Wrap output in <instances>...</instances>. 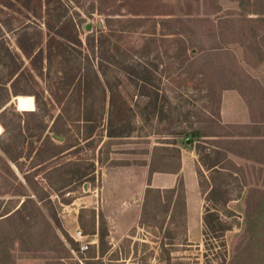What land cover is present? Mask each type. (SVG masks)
<instances>
[{
  "label": "rangeland",
  "instance_id": "374dc122",
  "mask_svg": "<svg viewBox=\"0 0 264 264\" xmlns=\"http://www.w3.org/2000/svg\"><path fill=\"white\" fill-rule=\"evenodd\" d=\"M47 8L51 14L84 20L78 28L81 44L75 41L73 29L63 30L74 42H63L64 53L71 59L66 66L71 65L70 74H76L72 79L57 73L61 64L55 56L49 68L43 60V75L34 76V81L27 71L29 60L17 47L24 27L32 40L37 39L44 17L35 14L44 16ZM259 10L256 0H0V264H83L88 255H96L101 261L96 264H241L230 263L244 225L248 186L240 177L222 184L227 192L217 191V201L227 196L230 200L218 207L228 229L216 237L203 233L205 208L213 206L208 172L196 164L199 185L188 223L182 214L184 186L177 193L148 191V168L151 158L162 167L170 166L161 165L163 159L174 165L186 156L189 134L223 132L214 124H223L224 93L226 108L232 100L229 95L237 94L240 104L258 112L256 119L263 118L264 62H257L255 43L249 37L250 25L258 30L263 26L218 22L228 42L210 44L200 34L190 38L194 22L184 21L194 16L217 21L250 17ZM92 33L96 39L91 47L85 37ZM59 40L51 41L54 51L59 50ZM260 44L264 47V39ZM7 50L23 58L24 69L13 87L12 79L7 81L13 59ZM91 65L104 69V100L96 94L95 79L87 71ZM110 90L115 92L113 103ZM33 92L41 97L40 113L32 114L36 109ZM61 104L72 109L67 132L72 147L62 153L61 161L72 160L83 167L93 164L80 180H76V164L56 172L33 173L35 167L31 168L32 156L43 148L42 122L51 123ZM101 109L102 121L92 134L98 137L101 132L103 140L110 139L103 165L98 161L103 140L86 139L89 130L83 120ZM110 118L115 127L118 121L126 123L129 136L108 138L105 129ZM198 139L193 136L190 143L206 152L207 145ZM8 149L10 154L21 152V170L8 159ZM242 175L254 196L264 192V170L247 168ZM100 225L107 232L101 257L97 256L98 234L92 233ZM76 227L86 233L89 247L84 252L72 237Z\"/></svg>",
  "mask_w": 264,
  "mask_h": 264
},
{
  "label": "trees",
  "instance_id": "16d2710c",
  "mask_svg": "<svg viewBox=\"0 0 264 264\" xmlns=\"http://www.w3.org/2000/svg\"><path fill=\"white\" fill-rule=\"evenodd\" d=\"M258 2V5L260 6L261 10L256 12V16H250V17H239V18H231V17H220L219 21L213 20L210 18H198V16H194L192 18H185L184 21L193 23L195 27L194 29L188 33L189 37H195L194 35L200 34L204 37V39H207L210 41V44H213V41H226L223 37V29H220L218 27V22H225L227 24L232 23H248V24H260L263 26L262 30H258L256 27H253L250 25V39L254 40L255 46V52L257 54V62L260 64L264 62V48L260 43L261 40L264 39V0H256ZM35 16L42 18L44 17L43 26H39L37 29V39L32 40L31 36L27 35V28L24 27L22 29V34H20L17 37V47L21 51V53L29 60V68L28 73L31 75V77L34 80V76L42 77L43 75V60H46L48 62V68L49 64L53 57H57L59 59V62L61 66L57 69V73H59L62 77H69L73 78L76 76V74L71 75V65L66 66V63H70L71 59L68 58L67 54L64 53L63 45L67 42H73L70 40V38H67L63 34V30L66 28L73 29L74 31V39L78 44H81V40L78 37V28L82 22H84L83 18L76 19L73 15H67L66 13H58V14H51L49 9L47 8L46 12L44 13V16L42 14H35ZM171 21V20H170ZM188 23V24H189ZM195 23H200L199 25ZM203 23H206V26H203ZM203 28L198 29L197 27ZM44 27V28H43ZM203 29V30H202ZM101 33V32H100ZM1 36V35H0ZM101 36V34H100ZM58 37L60 40L58 41V48L59 50L54 51L51 41L55 40V38ZM96 39V36L94 33L88 34L85 37V40L87 41V45L92 47V44L94 43ZM64 42V43H63ZM74 43V42H73ZM44 46V47H43ZM195 46V43H194ZM62 47V51H60ZM214 47V46H212ZM57 52V53H54ZM8 55H10L12 59V65L8 64V75L7 81L9 82L11 79V86L13 87L14 80L19 76V73L23 71L24 68H22L23 64V58L15 51L11 53L7 50ZM76 69V67H75ZM80 69H84L81 67ZM87 71L91 72L93 75V79L95 82V86L97 87L96 94L101 95L102 100L105 99L106 93H105V87L103 85L102 79L104 75V69L101 67V65L97 66L96 69H94L91 65L90 70L87 69ZM86 71V75H88ZM83 72H85L83 70ZM82 73V72H80ZM16 75V76H15ZM80 75V74H78ZM90 76V75H89ZM36 81V80H34ZM14 93L15 90H14ZM31 95L34 96V104L36 106V109L32 111V114L40 113L43 111V103L41 100V97L37 93H31ZM114 95L115 92L113 90H110L109 94V100L113 103L114 101ZM57 102L61 103L60 99H56ZM36 111V112H35ZM102 112L103 109L97 110L95 114L92 116H87L83 120L86 121V124L88 126L89 134L86 136V139L89 138L92 141L94 138L97 139L98 142H101L103 140V134L100 132L98 133V137L96 135L92 134L93 128L95 125L100 123L102 121ZM112 110L109 111L111 114ZM72 109L69 108V106L65 104H61L58 112L55 115H51V118L53 117L51 123L47 120H43L42 126H41V133L43 135V148L40 149L36 156H32L33 165L31 168H34L33 173H36L38 171H50V172H56L59 171L61 168L76 164L77 166V179L80 180L81 178L85 177L88 172L86 170L88 168L93 167V164H91L89 167H83L82 163H74L75 161L72 160H66L61 161L64 154H62L65 150L72 147V144L69 145V136H68V128L70 129L69 121H72ZM111 117V116H110ZM216 121V120H215ZM123 122L118 121L117 126L112 124V120L110 118L109 124L107 125V128L105 129L106 136L108 138H115V137H124L129 136V131L126 130V123L123 125ZM212 123H215L212 121ZM214 128L217 126L218 128L223 129V132H216L212 134H189V138L193 140V136L198 137L199 143L207 145L204 150L206 152L202 153V150L199 149V145H193L196 153L198 154V159L200 164L202 165V168L208 172L209 175H207L208 178V184L209 187V194H210V201L212 202L213 206L205 208L204 214H203V224H204V235H207L208 232L213 233L216 237H220L223 235V232L227 230L224 222H222L219 214V208L220 206H224L229 200V196L225 197L221 201H217L216 194L217 191L220 190L223 194L226 189H221V186L224 182H227L229 178H233L234 180H237L239 177L241 179V182L244 186H248L246 188V196H245V205L243 208V228L242 232L240 234V242L237 244L236 247V254H234V260L232 259L230 263L232 262H238V263H254V264H264V192H258V196H254L252 194L250 189V183H246L245 179L243 178V170L230 165V167H226L225 164L229 163L228 153H232L236 156H242L246 155V153H249L247 151H260L264 147V140L259 139L255 140L253 142V145L246 143L245 141L241 140H235L236 138L233 137H243L244 132L236 129L237 126L233 125H224L220 124L219 122L217 124H214ZM213 127V126H210ZM51 133V134H48ZM59 135L61 136V139H54L53 135ZM251 134L255 136H263L264 134H261L260 131L254 130L251 131ZM203 136H210L211 138H203L200 139ZM188 138V137H186ZM69 140V141H68ZM110 139L103 140L100 146V158L98 159L99 163L102 165L105 163L107 159V153L104 152V149L106 148V143ZM65 143V144H64ZM186 143V142H185ZM173 144H176V142H173ZM10 145V142L8 143V146ZM188 146H192V143L188 144ZM163 146V149H166ZM174 149L180 154V148L177 146H172ZM104 152V153H103ZM103 155V156H102ZM19 157H21V152H18L16 154H10L8 149V159L14 163V165L21 170L20 162L18 161ZM61 161V162H60ZM260 161V160H258ZM161 165H170V166H157L155 165V160L151 158L148 168V176H151V174L155 171L160 172H175L178 170L180 161L176 164H166L167 162L164 161V159L160 162ZM169 163V162H168ZM233 169L236 170L238 173V176L233 175ZM262 170V169H260ZM32 173V174H33ZM198 173L201 175V170L198 169ZM26 177V182L31 186L30 179L27 178V174H24ZM51 183V182H50ZM34 186L32 185V188ZM51 187V186H50ZM254 187V185H252ZM183 188V182L180 179L175 187L170 188L171 193H177L179 189L182 190ZM148 191L154 190L155 192H160L158 188H147ZM51 190L53 188L51 187ZM50 191H47V195ZM39 200L44 201V197L38 196ZM50 201V198H48ZM179 203L176 200L173 203ZM220 205V206H219ZM182 214L185 215V202H183V210ZM56 220V219H55ZM57 221V220H56ZM46 224H49V222L46 220ZM50 225V224H49ZM93 234H98V246L100 255L97 256H103L106 252V236L107 232L104 227H101V225L98 227V230L96 232V229L92 232ZM86 234V233H84ZM96 255H88L87 260L83 264H96L101 263L99 259L95 258Z\"/></svg>",
  "mask_w": 264,
  "mask_h": 264
},
{
  "label": "crops",
  "instance_id": "0c3cea01",
  "mask_svg": "<svg viewBox=\"0 0 264 264\" xmlns=\"http://www.w3.org/2000/svg\"><path fill=\"white\" fill-rule=\"evenodd\" d=\"M232 100L229 105V108H226L228 105H225V93L223 95V104L220 109V115L223 120L222 123L224 125H233L237 126L236 129L243 131V137L237 136L235 140L245 141L248 144L253 145L255 140L263 139V136H255L251 134V131L258 130L261 134H264V114L263 118L256 119L258 116V112H252L250 108H248L247 104H240L242 101L237 94L229 95ZM238 116V117H237ZM187 149L186 156L183 154L181 158H179L180 165L177 171L175 172H160L155 171L151 174L150 182L148 183L147 188H158V189H170L176 186L178 181L181 179L183 182L184 190L186 193L185 197V212L186 219L189 223L191 221V213L194 210L195 203V194L198 192L199 180L196 173V164L197 167L202 165L199 162L198 158H193V156H198L194 147L190 146ZM246 155L236 156L232 153H228L229 163L225 164L226 167H230V165L235 166L241 170H247V168L256 170H264V147L260 151H247ZM182 152H180L181 154ZM195 156V157H196ZM260 160V161H258ZM233 175L238 176L236 170L233 169ZM243 173V172H242ZM77 228V227H76ZM75 228V229H76Z\"/></svg>",
  "mask_w": 264,
  "mask_h": 264
},
{
  "label": "built area",
  "instance_id": "2783aa9c",
  "mask_svg": "<svg viewBox=\"0 0 264 264\" xmlns=\"http://www.w3.org/2000/svg\"><path fill=\"white\" fill-rule=\"evenodd\" d=\"M72 237L78 242L80 252H84L88 249L89 243L85 240L86 236L82 233L79 227L74 230Z\"/></svg>",
  "mask_w": 264,
  "mask_h": 264
},
{
  "label": "water",
  "instance_id": "95a60500",
  "mask_svg": "<svg viewBox=\"0 0 264 264\" xmlns=\"http://www.w3.org/2000/svg\"><path fill=\"white\" fill-rule=\"evenodd\" d=\"M88 28H89V25L87 24V25H86V29H88ZM54 137L57 138V139H61V136H59V135H57V134H55ZM185 142H186V144H190V138H189V137L186 138V139H185Z\"/></svg>",
  "mask_w": 264,
  "mask_h": 264
}]
</instances>
